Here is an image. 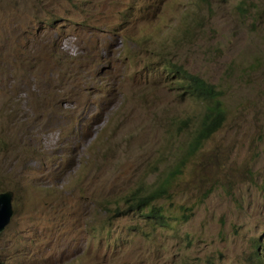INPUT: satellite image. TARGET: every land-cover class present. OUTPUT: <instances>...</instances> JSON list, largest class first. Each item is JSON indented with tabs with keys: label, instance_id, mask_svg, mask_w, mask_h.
Segmentation results:
<instances>
[{
	"label": "rangeland",
	"instance_id": "374dc122",
	"mask_svg": "<svg viewBox=\"0 0 264 264\" xmlns=\"http://www.w3.org/2000/svg\"><path fill=\"white\" fill-rule=\"evenodd\" d=\"M170 62L221 91L223 120L191 153L202 103ZM162 178L164 225L124 212ZM4 190L0 264H253L264 0H0Z\"/></svg>",
	"mask_w": 264,
	"mask_h": 264
},
{
	"label": "trees",
	"instance_id": "16d2710c",
	"mask_svg": "<svg viewBox=\"0 0 264 264\" xmlns=\"http://www.w3.org/2000/svg\"><path fill=\"white\" fill-rule=\"evenodd\" d=\"M175 71L178 73L175 82L180 81L177 84V88L181 89V92L185 93L190 98L198 100L202 103V109L197 120L195 129L188 142L190 148L189 153L195 151L198 144L208 138L213 132H215L223 120V106L222 99L220 98L221 91L211 82L206 81L201 76L194 72L186 70L184 67L176 66ZM185 119H181L180 123H184ZM165 178H162L155 186H153L147 192H143L139 187H135L128 191L124 198L128 195V206L125 209V213L129 210L137 209V206H144L150 204L164 191ZM257 244L252 250L250 259L253 264H264V254H258L257 245L260 242L256 239Z\"/></svg>",
	"mask_w": 264,
	"mask_h": 264
},
{
	"label": "clouds",
	"instance_id": "9594fccd",
	"mask_svg": "<svg viewBox=\"0 0 264 264\" xmlns=\"http://www.w3.org/2000/svg\"><path fill=\"white\" fill-rule=\"evenodd\" d=\"M69 54L72 55V56H76L78 54V48L74 47L70 51ZM176 66L183 67L179 63L170 62L168 65L164 66V70H165V73L168 74V76L170 75V76L175 77V79H178V78H176V76L178 75V73L175 71ZM189 149L190 148L188 147V150ZM166 186H167V182H165V184H164V191H165V187ZM143 209H145L144 215L146 217L150 218L153 222H156V223H158L160 225H164L166 223V214L164 213L162 206H160L158 204H155L154 200L148 205L137 206V209H135V210L131 209L129 211H136V210H143ZM256 244H257V242L255 243V245ZM256 247H257V249L259 251L258 254H262L260 252V249H261L260 244L257 245Z\"/></svg>",
	"mask_w": 264,
	"mask_h": 264
},
{
	"label": "water",
	"instance_id": "95a60500",
	"mask_svg": "<svg viewBox=\"0 0 264 264\" xmlns=\"http://www.w3.org/2000/svg\"><path fill=\"white\" fill-rule=\"evenodd\" d=\"M11 191L4 190L0 192V229L8 222L9 217L12 213L10 206Z\"/></svg>",
	"mask_w": 264,
	"mask_h": 264
}]
</instances>
